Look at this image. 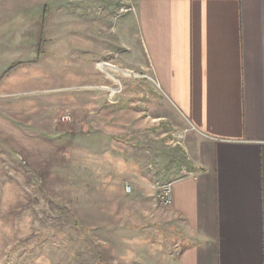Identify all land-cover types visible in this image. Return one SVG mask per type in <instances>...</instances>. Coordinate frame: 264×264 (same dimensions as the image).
I'll use <instances>...</instances> for the list:
<instances>
[{
    "label": "rangeland",
    "instance_id": "rangeland-1",
    "mask_svg": "<svg viewBox=\"0 0 264 264\" xmlns=\"http://www.w3.org/2000/svg\"><path fill=\"white\" fill-rule=\"evenodd\" d=\"M133 17L129 0H0V264H104L139 187L157 199L186 173L194 129L121 63Z\"/></svg>",
    "mask_w": 264,
    "mask_h": 264
},
{
    "label": "crops",
    "instance_id": "crops-1",
    "mask_svg": "<svg viewBox=\"0 0 264 264\" xmlns=\"http://www.w3.org/2000/svg\"><path fill=\"white\" fill-rule=\"evenodd\" d=\"M129 1L121 63L195 134L172 203L139 187L104 264H264V0Z\"/></svg>",
    "mask_w": 264,
    "mask_h": 264
},
{
    "label": "built area",
    "instance_id": "built-area-1",
    "mask_svg": "<svg viewBox=\"0 0 264 264\" xmlns=\"http://www.w3.org/2000/svg\"><path fill=\"white\" fill-rule=\"evenodd\" d=\"M171 193H172L171 185L163 187L157 194L158 202L163 206L170 205L172 203Z\"/></svg>",
    "mask_w": 264,
    "mask_h": 264
}]
</instances>
